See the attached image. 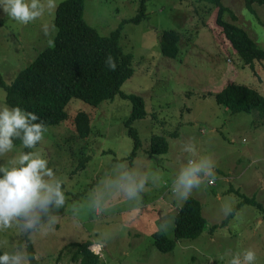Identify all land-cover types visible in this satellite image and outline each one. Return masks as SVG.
<instances>
[{"label": "rangeland", "instance_id": "1", "mask_svg": "<svg viewBox=\"0 0 264 264\" xmlns=\"http://www.w3.org/2000/svg\"><path fill=\"white\" fill-rule=\"evenodd\" d=\"M60 1L39 0L42 14L28 23L0 9V74L5 83L53 44ZM221 1L226 7L223 19L244 29L264 49V5L253 3L249 10L244 0ZM138 6L139 0H84L83 17L99 34L107 35L136 15ZM145 7L146 17L138 23L125 22L119 38L134 67L120 89L141 96L146 111L129 125L141 144L131 172L137 182L145 179L143 190L128 198L116 183L129 174L134 142L125 121L131 100L115 95L92 106L72 98L66 106L68 118L47 126L30 152L47 160L62 183L65 203L58 211L49 205L55 216L51 229L44 224L37 232L22 231L14 222L0 230L3 253L25 254L27 236L41 264H79L75 243L84 241L92 242L90 249L101 264H230L245 250L254 251V264H264L261 209L244 203L222 224L240 194L254 196L264 206V124L257 109L231 113L215 99L230 81L264 96V60L250 67L237 55L215 22L217 7L212 3L146 0ZM165 30L179 32V53L173 58L160 50ZM4 107L11 108L0 86V109ZM79 111L90 116L92 132L86 138L75 129L73 118ZM154 135L166 138V151L149 153ZM21 152L22 146L14 145L0 156V165L6 166ZM201 158L211 159L214 176L201 173L199 187L186 197L199 200L206 227L196 238L178 239L172 250L160 251L152 234L162 230L174 238V218L185 199L173 192L175 179L189 160ZM41 220L47 223L49 216L42 215ZM214 224L219 226L209 231Z\"/></svg>", "mask_w": 264, "mask_h": 264}, {"label": "trees", "instance_id": "2", "mask_svg": "<svg viewBox=\"0 0 264 264\" xmlns=\"http://www.w3.org/2000/svg\"><path fill=\"white\" fill-rule=\"evenodd\" d=\"M202 1V0H198ZM217 7L215 22L221 28L227 40L231 43L237 55L250 67L255 61L264 60V49L259 47L248 33L236 25L223 19L226 7L221 0H203ZM146 0H139L136 15L124 19L120 25L107 35H101L90 26L83 17L84 0H62L55 10L54 25L56 34L53 44L37 54V56L21 69L11 83L4 82L0 74V86L6 92V103L10 107H20L35 113L46 127L59 124L68 118L66 106L72 98H78L92 106L99 105L104 100H111L115 95L128 98L132 102V110L125 126L130 127L129 135L133 138V148L128 155L129 174L131 163L140 147L136 131L129 125L137 118L146 115L144 101L136 94H125L121 91L122 84L132 76L134 67L132 55L124 52L120 45V34L125 22L138 23L146 17ZM245 7L252 10V4L264 5V0H244ZM179 32L165 30L160 38L161 53L169 58L179 53ZM111 63L115 67L110 66ZM218 104L231 113L240 111H259L264 124V96L253 87L227 82L215 94ZM75 129L81 138H86L92 132L90 116L85 111H79L73 118ZM14 145L22 146L19 139ZM167 149L164 136L154 135L150 139L149 153H162ZM32 149L24 148L28 153ZM237 192V191H236ZM241 195V199L232 207L222 224L226 225L234 216V211L242 204L248 203L257 207L264 215V206L254 196ZM174 238L168 237L162 230L152 234L153 243L160 251L167 252L174 248L181 238H196L206 227V220L201 213V204L193 196H187L174 218ZM221 224V223H220ZM214 224L210 230L218 227ZM221 226V225H220ZM19 243V248L22 246ZM80 255L79 264H101L100 256L90 249L91 241L75 243ZM0 254H4L0 248ZM25 254L28 264H41L36 258V252L29 237H25Z\"/></svg>", "mask_w": 264, "mask_h": 264}, {"label": "clouds", "instance_id": "3", "mask_svg": "<svg viewBox=\"0 0 264 264\" xmlns=\"http://www.w3.org/2000/svg\"><path fill=\"white\" fill-rule=\"evenodd\" d=\"M0 9L12 19L28 23L42 14L39 0H0ZM112 68L115 67L111 63ZM39 117L20 107L0 109V156L14 149V140L19 139L24 148H34L44 137L46 126ZM210 158L189 160L181 168L175 179L173 192L180 198H186L188 192L201 183L200 174L214 176ZM128 198L136 197L143 190L145 179L136 180V173L124 174L116 182ZM65 203V194L61 181L48 167L46 159L34 153L21 152L5 165H0V230L17 225L20 230L32 229L37 232L47 224L49 229L55 223L51 215L50 204L58 211ZM230 210V209H229ZM42 215H48L47 223L42 222ZM27 218L22 225L20 221ZM256 255L252 250L233 256L230 264H254ZM0 264H28V257L23 252L18 254H0Z\"/></svg>", "mask_w": 264, "mask_h": 264}, {"label": "built area", "instance_id": "4", "mask_svg": "<svg viewBox=\"0 0 264 264\" xmlns=\"http://www.w3.org/2000/svg\"><path fill=\"white\" fill-rule=\"evenodd\" d=\"M213 183V181H209V184H212Z\"/></svg>", "mask_w": 264, "mask_h": 264}]
</instances>
